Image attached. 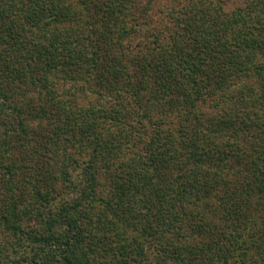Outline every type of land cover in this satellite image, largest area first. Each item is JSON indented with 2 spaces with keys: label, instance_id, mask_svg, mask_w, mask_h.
Instances as JSON below:
<instances>
[{
  "label": "trees",
  "instance_id": "16d2710c",
  "mask_svg": "<svg viewBox=\"0 0 264 264\" xmlns=\"http://www.w3.org/2000/svg\"><path fill=\"white\" fill-rule=\"evenodd\" d=\"M0 264H264V0H0Z\"/></svg>",
  "mask_w": 264,
  "mask_h": 264
}]
</instances>
